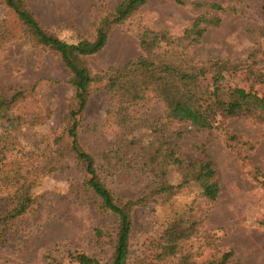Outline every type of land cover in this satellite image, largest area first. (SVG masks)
Segmentation results:
<instances>
[{
	"label": "rangeland",
	"instance_id": "374dc122",
	"mask_svg": "<svg viewBox=\"0 0 264 264\" xmlns=\"http://www.w3.org/2000/svg\"><path fill=\"white\" fill-rule=\"evenodd\" d=\"M121 1L24 0L45 32L66 42L92 39L101 19H111ZM263 5L264 0H145L121 22L104 26V47L82 58L95 77L82 102L59 53L40 43L38 34L0 0V95L14 96L11 121L0 112V215L12 206L21 183L32 195L27 212L13 221L17 229L0 248V264H78L76 252L110 264L117 216L100 210L98 198L84 185L85 165L69 148L74 121L79 146L93 157L115 201L145 199L130 211L127 264L202 263L219 260L228 250L234 254L226 264H264V119L218 116L213 127L199 129L167 119L165 103L155 92L128 105L117 102L124 96L118 89L112 103L105 87L144 54L142 36L155 33L150 57L167 49L169 55L176 51L207 66L199 76L204 104L221 101L244 111L264 93ZM197 17L206 26L200 40L181 39ZM121 109L138 119V128L125 126L116 115ZM149 123L159 130L150 132ZM133 137L154 140L146 148L150 152L172 148L180 159L166 166L163 181L169 190L152 193L158 179L127 145ZM207 159L217 171L214 201L191 178ZM171 223L185 234L174 253L160 257ZM96 228L103 234L98 236Z\"/></svg>",
	"mask_w": 264,
	"mask_h": 264
},
{
	"label": "trees",
	"instance_id": "16d2710c",
	"mask_svg": "<svg viewBox=\"0 0 264 264\" xmlns=\"http://www.w3.org/2000/svg\"><path fill=\"white\" fill-rule=\"evenodd\" d=\"M3 1L8 8L15 12L27 30H30L32 33L34 30L38 34L40 43L59 53L64 65L72 73L71 84L75 89V97L82 102L86 100L89 86L95 80V77L83 65L82 58L86 55L94 54L104 47L108 36L104 26L121 22L145 2V0H122L114 9L111 19L107 16L101 19V24L92 39L83 38L77 42H66L45 32L26 7L24 0ZM213 6L221 8L219 4H214ZM215 19V22H219L218 17ZM203 20L201 17L195 18L191 25L183 31V35L180 38L183 40L189 39L190 42L197 43L206 29V26L201 27ZM151 34V37L149 35L146 36L147 33L143 35L144 37L142 36L140 43L144 54L139 55L132 62L125 65L127 73L125 72L122 77L110 78L106 83L105 87L108 93H110L112 103L118 90H122L124 96L118 97L117 102L122 104V101H125L128 102V105H132V103L142 99L147 91H152L165 103L164 115L167 119L187 121L190 125L199 129L213 127L218 116L247 115L259 120L264 119V93L255 102L249 104L244 111L221 101L205 105L202 101V87L199 76L204 75L208 67L199 65L198 63L193 64L182 53H177L176 51L169 55V50L167 49L159 53L152 52V56L150 57V49L152 45L157 44L158 37L155 33ZM172 56L174 57L172 58ZM11 99H14V96L8 98L0 95L1 117L4 116L6 119L10 118L8 113ZM107 112L109 113L110 110L108 109ZM116 115L117 117L121 115L125 126H128L130 123L132 126L139 127L138 119L133 116L131 117L127 112L125 114V109L116 112ZM144 121L147 122L146 119ZM146 127L150 132L159 130L157 123L146 124ZM68 135L71 138L70 150L78 160L84 163L85 171L88 174L84 185L92 190L98 198L100 210L112 212L117 216L115 241L110 264H127L128 242L131 233L130 211L135 206L144 204L145 199L143 197L131 198L126 200L122 205L118 204L111 190L98 177L93 157L79 146L75 121L68 128ZM158 140L165 141L166 139L158 137ZM153 142L154 140L145 142L143 139L133 137L127 141V145L132 147V151L137 152V155H135L137 160L143 159V168H149L153 176L158 179L159 186H157V191L152 192L156 193L171 188L170 184H164L163 181V177L166 175V166L172 163L180 164L181 161L177 156L173 155L174 151L169 147H166L164 153H161L159 149L153 152L148 151L146 148ZM165 144L169 145L170 143L167 140ZM126 156L128 157V154ZM213 165L214 163L210 159L201 160L199 172L197 175H191V178L198 181L204 197L212 201L217 198L219 193L217 171ZM31 196L29 189L25 187V183H21L15 189L13 197H11L12 206L6 207L4 213L0 215V248L6 245L9 233H13L17 229L16 224L13 222L15 218L24 214L29 209L32 202ZM175 223H171L164 232V237L162 236L163 242L160 257L164 252L174 253L177 242L184 237L185 231H181L179 225ZM95 232L98 236L103 234L101 229L96 228ZM233 254L232 250H228L221 255L219 260H207L194 264H226L233 258ZM73 258L78 264H99L98 259L84 252H76ZM232 264L241 263L236 260Z\"/></svg>",
	"mask_w": 264,
	"mask_h": 264
}]
</instances>
